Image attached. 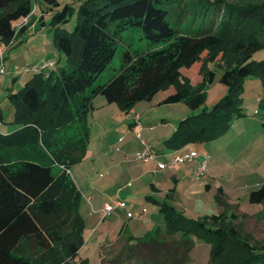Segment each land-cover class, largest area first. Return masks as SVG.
Here are the masks:
<instances>
[{
	"label": "trees",
	"instance_id": "1",
	"mask_svg": "<svg viewBox=\"0 0 264 264\" xmlns=\"http://www.w3.org/2000/svg\"><path fill=\"white\" fill-rule=\"evenodd\" d=\"M44 1L52 6L60 4L58 0ZM76 1L78 17L73 29L65 27L74 9L68 3L46 22L66 65L57 67L58 61L54 60L50 69L26 70L34 71V76L9 94L15 111L12 122L18 127L0 132V264H68L69 258L77 255L84 241V221L78 212L81 195L69 168L84 157L93 98L102 95L126 113L136 102L151 101L159 92L163 96L158 104L183 101L198 107L204 99L201 81L211 82L214 78L213 71L204 70L205 59L226 60L221 53L224 33L226 36L229 26L244 23L251 11L227 0H198L192 8V20L197 18L210 27L188 33L176 30L167 17L168 6L178 0ZM256 6L259 33L234 45L241 58L232 63L227 60L231 65L219 78L228 92L210 109L203 107L199 113L179 120L165 140L168 147L210 142L226 133L233 118L244 115L241 100L246 77L261 82L259 105L264 113V59L251 58L264 47L259 36H264V0ZM24 17H28L27 22L17 29L15 22ZM31 17V0H0V40L8 44L20 37ZM129 28H139L143 37L157 46L146 51H125L117 73L94 85L113 58L121 32ZM188 68L199 76L197 82L186 74ZM181 77L183 83H179ZM75 119L82 122V133L77 138H65L63 132L51 134V129ZM3 121L0 109V124ZM222 192L218 186L215 199L224 207L223 212L197 219L184 215L168 200L158 201L148 195L147 199L156 202L163 214L165 233L173 236L167 244L156 241L157 232L133 238L144 243L152 240L159 246L152 251L149 264H188L192 233L217 240L207 264H219L231 245L244 249L239 264H264V242L257 247L238 239L240 228L233 223L235 214L228 212L231 206L222 199ZM172 193L173 189L166 198L171 199ZM247 198L251 203L264 202V183L251 189ZM204 222L218 225L207 227ZM178 232L181 235L175 237Z\"/></svg>",
	"mask_w": 264,
	"mask_h": 264
},
{
	"label": "rangeland",
	"instance_id": "2",
	"mask_svg": "<svg viewBox=\"0 0 264 264\" xmlns=\"http://www.w3.org/2000/svg\"><path fill=\"white\" fill-rule=\"evenodd\" d=\"M58 6H52L47 4L44 0H31L32 13H34V5L37 7L38 12L30 18L29 26L33 23L34 18L38 17L39 13L45 11L48 7L49 12L59 11L63 8L64 4H70L74 9L71 12L69 21L65 25L68 30L73 29L77 22V6L76 0H58ZM198 0H178L168 6V20L170 24L179 32L197 33L198 31L208 29L209 23L202 22L194 17L193 9L195 8ZM230 3L243 5L250 8V16L246 19L244 17V23H236L229 26V32L224 33L223 44L221 53L225 61H214L209 58L205 59L204 70H211L214 72V78L211 82L207 80L201 83L202 90L204 91V99L202 104L198 107L192 108L185 102L180 101L177 103L159 104L153 111V115L156 120H141L142 125L146 126L142 129L141 133L148 139H152L155 143V147L161 148L164 136L170 134V130L175 127L177 122L187 115H193L202 111L203 107L210 109L219 99H221L227 92L228 87L226 84L219 81V78L223 71L228 68L232 62H236L241 58V53L234 45L238 42H247L252 35L259 33L257 31L258 21V9L256 3H260L263 0H227ZM186 7V10H185ZM49 12H47L49 14ZM188 12V15L185 13ZM51 16V15H50ZM50 17H48L49 19ZM47 19V20H48ZM17 20L16 22H18ZM39 27H43L42 31L45 36L47 32L51 31L49 24H38ZM33 35L32 38H34ZM43 35H40V44L26 47L25 45H16L10 49L9 55H5V73L0 74V109L4 115V121L0 124V132L7 133L17 128V124L13 121L14 107L9 98L11 92H16L21 89L26 82L34 76V71L26 72V68L32 66L38 57L42 55H48L45 58H51L57 60V67L66 65L64 55L60 53L56 45L53 42V33L49 35L47 40L43 39ZM264 42V36L259 34ZM52 39H51V38ZM12 38L11 40H13ZM34 38L33 41H35ZM32 41V42H33ZM45 42V43H44ZM8 45V44H7ZM157 45L151 44L146 38L143 37L139 28H129L121 32L116 44V50L113 58L107 64L105 69L100 73L99 77L94 81V85L106 82L111 78L120 68L122 62V55L125 51H146L152 49ZM1 48V47H0ZM30 49V51L28 50ZM12 50V52H11ZM253 60L258 61L264 59V47L254 52L251 57ZM229 60L231 63H228ZM188 76L195 82L199 78L195 77L194 69H185ZM250 77H246L248 79ZM257 79L255 77H251ZM259 80V79H257ZM184 78H179V83H183ZM194 82V83H195ZM261 83V82H260ZM163 96L162 92L157 93L153 100L157 101ZM244 96H242V108L244 109V115L234 117L233 123L229 130L223 135L219 136L216 140L207 142L206 150L210 154L208 161L207 175L203 177L204 182L212 185L210 190H205L203 181L200 182L198 187L193 188L188 193L184 188L186 180L181 179L176 188L175 204L176 209L186 207L187 212H182L184 215L195 219L196 215L215 214L222 210V206L219 205L213 199V194L217 192L218 186H222L224 191L223 196H227L229 202L232 204V209L235 214V220L233 223L237 224L240 232L238 239L242 242H248L251 245H261L264 242V202L251 203L248 201V193L251 189L264 183V113L260 109L259 100L257 95L245 90ZM43 98H46L43 95ZM101 101L103 104H101ZM94 110L88 115V126L90 129L89 146L83 160L70 167V176L74 179L78 187L82 192L83 202V214L87 217V227L90 229L94 222H92V216L86 211L89 207L88 202L95 208H98L104 200L109 201L111 197H122L128 200L134 201V208H140L142 205L148 207L149 212L146 218L150 219V222H143L140 218L134 217V222H130L131 231H138L139 235L147 231L153 224L163 222H154L158 219L162 220L161 215L158 213V209H154L152 204H146L143 200L144 189L147 187L146 175L143 180L135 181L134 172L138 171V166L135 167V171H131L133 166L132 160L138 164H144L147 167L148 163H141L135 160L133 154H127L126 156H116L114 161H110V155H107L108 150L111 149L110 144L117 141L119 135H124L123 132L127 131L128 122L124 119L123 113L119 111L118 106L115 103H108L102 95H97L93 98ZM10 109V110H7ZM10 113V114H9ZM54 116V115H52ZM163 118L164 120H162ZM152 128H147V126ZM82 122L80 119H75L73 122L64 125L57 126L51 129V134L60 135L63 132V136L77 138L82 133ZM166 136V137H167ZM133 137V135H132ZM131 138V137H130ZM134 138V137H133ZM106 153V154H105ZM117 155L122 154L120 151L116 152ZM119 157V158H118ZM111 168V169H110ZM55 171L58 170V166L55 167ZM161 170V169H159ZM170 169L159 171L155 173V178H158L160 184L165 187V179L169 181ZM113 172L121 173L120 184L125 183L129 178L132 180V188H138L137 192L131 195H127L124 192H115L114 189H109L101 193V190L105 191L102 185L109 187L110 178ZM208 173H211L209 178ZM148 176V175H147ZM97 181L96 184L92 182ZM169 185L173 182L170 181ZM194 183H198L195 180ZM136 184V185H135ZM200 186V187H199ZM145 187V188H144ZM96 193V197H95ZM88 196H92L88 199ZM162 199L161 196H158ZM100 202H98V200ZM154 214L152 216V211ZM180 211V210H179ZM182 211V210H181ZM155 215H159L158 219ZM152 216V217H151ZM199 216V217H200ZM198 217V216H197ZM197 219V218H196ZM107 218L103 222H98L97 228L99 231L108 227V225H115L114 228L118 229L119 222H107ZM101 221V220H100ZM207 227L213 225L217 226L213 222H204ZM230 223V222H229ZM212 227V226H211ZM143 230V231H142ZM142 231V232H140ZM137 232V233H138ZM180 232L174 236L179 237ZM89 236H87V241ZM173 236L166 234L164 229H159L156 234V241L164 242L167 244L172 240ZM193 240V248L188 253L190 261L188 264H207L211 257L213 245L217 243L216 239L198 236L196 233L191 234ZM148 239H145L147 241ZM257 246V247H258ZM159 247V246H158ZM155 242L150 240L149 242H137L136 240L129 239L125 236L115 235L111 238L96 239L95 244L87 242V245L80 246L79 251L75 258H69L68 264H149L152 258V251L158 248ZM224 254H222L219 264H239L243 258L244 249L241 250L234 246L226 248ZM259 249V248H257ZM233 262V263H231Z\"/></svg>",
	"mask_w": 264,
	"mask_h": 264
},
{
	"label": "crops",
	"instance_id": "3",
	"mask_svg": "<svg viewBox=\"0 0 264 264\" xmlns=\"http://www.w3.org/2000/svg\"><path fill=\"white\" fill-rule=\"evenodd\" d=\"M34 9H35V11H34V13H32V16L35 15L38 12L37 7L34 8ZM49 11L50 10L48 9V7L45 8V11L42 10V12L39 13L38 17L34 18L33 23H31V25L28 26L26 31L20 37H18L16 39H13V43H12V45H14L13 47H11L12 45L7 47V44L5 42H3L2 40H0V47L5 49V52H4L5 54L4 55H6V56L9 55V52H10L9 50L14 48L18 44L21 45V46L25 45L26 47H29V45H31V46L39 45L40 44V39H42L40 37V35H43L42 37L45 40H47L49 38L50 34L52 36V31H48L47 32V36H45L43 31H42L44 26L43 27H39L38 26L39 23L42 24V25L46 24L48 17H50V15H51V13ZM47 12H49V14ZM33 35H35L34 36V38H36L35 41H33L34 40V38H32ZM52 38H53V36H52ZM28 50L30 51V49H28ZM11 52H12V50H11ZM45 56L47 57L48 55L46 54V55H42L41 57H38L37 59H35V61H33V63L36 62V61L38 62L42 58H45ZM245 90H248L250 93L256 94L257 95V97H256L257 100H259L261 95H262V87H261L260 81L257 80V79L251 78V77L248 78V79H245L244 92H245ZM244 92H243V97H245L244 96ZM96 97L97 96H95L94 99ZM159 100L160 99H158L157 101H154L153 99L151 101H148V100L138 101L129 110L128 113L122 111L118 107L120 113L121 112L123 113L124 119H126L127 122H128V128H127V131L123 132L124 135H119L117 137V141H115L113 144L112 143L110 144L111 149L108 150L109 153L107 155H110V157H109L110 161H114L116 156L121 157L122 155L126 156L127 154H133L132 156L136 158L135 160L140 161L141 163L150 164L147 167L144 164L141 165V164H138L137 162H134V160H132L133 161L132 162L133 166L130 167L131 171H135L137 169V168L135 169V167H137V166L139 168L138 169L139 172H134V174H132V176L135 175L136 183L139 180H143L144 179L143 177L146 174L148 175V176L146 175L147 181H145V182L143 181V183L148 182L146 189H144V191H143V193H144L143 200L147 202L146 203L147 205L148 204H150V205L152 204V206H154V209H156V207L158 209V204L156 202L152 201V200L147 199L148 195L151 196L154 199H157L158 201L168 200L169 203H171L175 208H177L176 204H175V201H176L175 194H176V188L178 187V183L180 182L181 179H183V180L188 179L184 183L185 184L184 188L186 189V193H188L193 188L198 187V185H200L201 181H203V185H204V189L205 190H210L212 188V185L208 184V182H204L203 178L198 179V183H194L195 180H197V179H194L192 177V175H191L192 174L191 171H192V167L194 166V163L193 162H177V163H173L172 162L173 156L177 152H190V151H193V150L207 151L206 150L207 142H203V143H188V144H185V145H183L181 147H178V148L168 147L165 144V140L175 130V128L177 126V124H176L175 127H173L169 131L170 134L168 136L166 135L167 137L166 136L163 137L164 141H162V147L161 148L155 147L156 144L152 142V139H148L147 137L143 136L142 133H141L142 138H144L149 144H151L154 147V149L156 151V157H155L154 160H148V161H142V160L138 159L137 156H136V153L143 147V143L136 136V132L138 130H140V132H141L142 129L146 128V126L142 125V123H141L142 119H144V120L145 119L146 120H149V119L156 120V117L153 115V111H154V109H156L158 107V105H159L158 101ZM101 104H103L102 101H101ZM12 108H13V106H12ZM7 110H10V109H7ZM93 110L90 113H92ZM243 112H244V114H246L244 109H243ZM161 119L164 120L163 118H161ZM137 123L140 124V126H141L140 129L137 126ZM232 123H233V121H232ZM147 128H152V126L151 125L147 126ZM132 135H133L134 138L132 137ZM89 138H90V129H89ZM88 144H89V139H88ZM88 144H87L84 156L86 155V152H87V149H88V146H89ZM118 151H120L122 154L117 155L116 152H118ZM83 158L79 162L73 164L72 166L80 163L83 160ZM159 169H161V170H159ZM167 169H170V171L168 173L169 181H167L165 179L164 182L167 183V184L164 187V186H162L160 184L161 180H159L158 178H155V173L159 172V171H164V170H167ZM69 170H70V168H69ZM207 171H208V165H207ZM69 174H70V172H69ZM119 174H121V173L120 172L119 173H117V172H113L112 173V176L109 179L110 180V186L109 187L102 185L103 183L99 184L98 186L104 187L105 191L101 190V193H97V194H104V192L108 191L109 189L111 190V189H114V188H115V192H121L122 191V192L126 193L127 195H131L134 192L138 191V188H136V187L132 188V184H133L132 180H134V178H129L125 183H122L121 185H119L120 184V180L119 179L121 178V176ZM208 175H209V178L212 176L211 173H208ZM72 180L75 183V185H76V187L79 190L80 195H81L80 196L79 206H78V212H79V214L81 215V217H82V219L84 221V228H83V233H82L83 239H84V241L82 243L83 246L87 245V242H91L92 244H95L96 239H100V240L101 239H106V238L109 239V238H111V237H113V236H115L117 234L120 235V236H125V237H127L129 239H133L135 237L144 236L145 234L146 235H152L155 232H158L159 229H161V230L165 229V223H164L165 221H164V218H163V214L159 210H157L158 213L161 215L162 220L158 219L159 215H157V216L155 215V218H157L158 221H154V222H163L164 225H161L160 223L153 224L147 231H145L141 235H139L138 231H131L130 222H134V220H133L134 217H138L139 218V216L138 215H134L132 217H128L127 216V212L138 213V212H141L142 210H146V212L148 214L149 209L145 205H142L140 208H137V207L134 208V201L132 199L128 200V199L122 198V197H111V200H115V199L116 200L117 199L118 200H125L126 207L123 208V209L113 210V211H111V212H109V213H107L105 215L102 213L101 208L104 205V203L110 202L111 200H109V201L104 200L102 202L103 204H101L98 208H95L92 204H90V202H88L89 207H88V209L86 211L92 216V218H93L92 222H94L92 227L90 229H88V227H87L88 219L83 214V210H82V207H83L82 192H81V189L78 187V185L76 184V182L74 181L73 178H72ZM170 181L173 182L171 185H169V183H171ZM92 184H96L97 185L98 183H97V181H95V182H92ZM172 189H173L172 198L171 199L166 198V194ZM222 189H223V187H222ZM224 191L225 190L223 189L221 197H222V199L225 200V202L228 205L231 206L229 208V210H230V209H232V204L229 202L227 196H223L226 193V192L224 193ZM215 195H216V191L213 194L214 201H216ZM158 196H161L162 199H159ZM91 197L92 196H88L87 198L90 199ZM95 197H96V193H95ZM98 202H100V201L98 200ZM154 209L151 210L152 211V213H151L152 216L154 214V212H153ZM177 210H180V211L182 210V212H187L188 209L186 207H181L180 209H177ZM223 210H224V207L222 206V210L219 211L218 213H215V214H219V213L223 212ZM228 212L232 213L233 211H228ZM205 214L206 215H211V214H208V213H205ZM189 216L193 217V215L192 216L189 215ZM197 216L199 217L200 215H196L195 218ZM106 218H107V220H106L107 222H119L118 225H117L118 229H115L114 228L115 225L113 224L112 226L108 225V227H106L105 229L103 227V229H101V231H99L97 233V231L99 230L96 227L98 222H103ZM146 222L147 223L150 222V219H147ZM142 231H140V232H142ZM87 236H89L88 237L89 238L88 241L86 239ZM78 251H77V253H78Z\"/></svg>",
	"mask_w": 264,
	"mask_h": 264
},
{
	"label": "built area",
	"instance_id": "4",
	"mask_svg": "<svg viewBox=\"0 0 264 264\" xmlns=\"http://www.w3.org/2000/svg\"><path fill=\"white\" fill-rule=\"evenodd\" d=\"M35 8V5H34ZM28 17H24L18 22L15 23V27L18 29L22 24L27 22ZM13 40H10L7 47L12 45ZM5 49L0 48V74L5 73V59H4ZM55 65V61L50 58H42L32 66L26 68L25 70L33 69L36 72H40L43 70H47L52 68ZM139 129L141 128L140 124L137 123ZM136 136L142 141L143 147L136 153L138 159L142 161L154 160L156 157V151L154 147L149 144L144 138L141 136L140 130L136 132ZM210 159V154L207 151H198L193 150L190 152H177L172 159L173 163L177 162H193L194 166L192 167L191 175L194 179H201L207 173V164ZM126 207L125 200H111L110 202L104 203L101 208L102 213L105 215L113 210L123 209ZM134 215H138L139 218L146 222L148 218H146L147 212L146 210H142L138 213L127 212L128 217H132Z\"/></svg>",
	"mask_w": 264,
	"mask_h": 264
}]
</instances>
